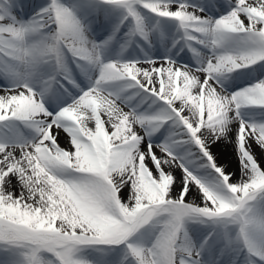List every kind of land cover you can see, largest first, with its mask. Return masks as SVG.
Masks as SVG:
<instances>
[{"label":"snow or ice","instance_id":"obj_1","mask_svg":"<svg viewBox=\"0 0 264 264\" xmlns=\"http://www.w3.org/2000/svg\"><path fill=\"white\" fill-rule=\"evenodd\" d=\"M0 264H264V0H0Z\"/></svg>","mask_w":264,"mask_h":264},{"label":"bare ground","instance_id":"obj_2","mask_svg":"<svg viewBox=\"0 0 264 264\" xmlns=\"http://www.w3.org/2000/svg\"><path fill=\"white\" fill-rule=\"evenodd\" d=\"M60 142L62 146L67 145V138L63 134H61ZM211 150L213 154L216 156L217 162L219 164L226 166L227 171H231L236 174L234 179L239 176V167L235 158V152L233 150L232 145L221 141L216 144H213ZM256 152H257V156L259 157V149H256ZM175 174L177 177L180 176L179 169L176 170ZM126 195L127 192H125V196Z\"/></svg>","mask_w":264,"mask_h":264}]
</instances>
